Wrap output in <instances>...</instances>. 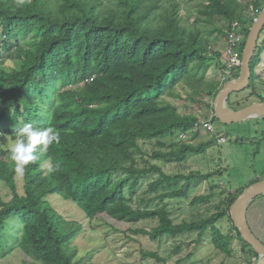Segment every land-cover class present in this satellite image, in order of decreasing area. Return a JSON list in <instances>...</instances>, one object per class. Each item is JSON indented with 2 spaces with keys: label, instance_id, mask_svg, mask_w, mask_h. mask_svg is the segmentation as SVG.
Masks as SVG:
<instances>
[{
  "label": "trees",
  "instance_id": "trees-1",
  "mask_svg": "<svg viewBox=\"0 0 264 264\" xmlns=\"http://www.w3.org/2000/svg\"><path fill=\"white\" fill-rule=\"evenodd\" d=\"M185 1L0 0V123L12 124L2 134L15 141L24 123L60 134V142L38 153L23 176L15 173L9 150H0V183L9 190L7 201L0 196V259L19 250L26 257L22 264H88L93 251L82 253L76 245L85 227L72 213L66 217L67 210L59 213L58 203L114 231L115 223L156 220L151 230L127 231L152 242L197 234L196 244L209 231L222 254L230 256L237 240L247 263L257 260L229 216L244 188H221L213 182L215 174L221 176L217 171L185 175L162 169L182 165L214 143L181 140V134H197L198 118L166 99H182L183 88L215 99L224 82L208 76L209 61L221 72L225 64L213 34L226 37L235 20L246 24L250 6L241 0H188V9ZM262 53L264 42L257 45V66ZM238 76L236 69L229 81ZM259 82L252 73L248 97L256 95L253 85ZM237 102L227 107L246 106ZM207 108L213 113L212 104ZM212 122H218L214 114ZM148 142L156 149L145 159L142 144ZM50 164L58 168L49 172ZM150 176L156 177L149 181ZM194 181L205 182L207 192L191 197ZM211 201L213 213L206 216L201 206ZM174 211L190 219L176 222ZM225 218L227 234L217 227ZM142 255L165 264L155 252Z\"/></svg>",
  "mask_w": 264,
  "mask_h": 264
},
{
  "label": "rangeland",
  "instance_id": "rangeland-1",
  "mask_svg": "<svg viewBox=\"0 0 264 264\" xmlns=\"http://www.w3.org/2000/svg\"><path fill=\"white\" fill-rule=\"evenodd\" d=\"M187 5H188V0ZM182 3V6L186 4ZM254 0H241L243 4H253ZM190 6V5H188ZM249 6V7H250ZM264 7V6H263ZM262 7V9H263ZM191 9V6L188 8ZM249 9V8H248ZM261 11V10H260ZM186 13L182 10L181 14ZM249 25V24H248ZM216 36L215 50L221 54L220 63L224 66L225 58V37L219 34ZM264 42V29L262 30L258 43L262 45ZM10 62L5 63V67L10 66ZM215 60L209 61L208 76L220 79L225 83L223 71L221 72ZM253 75H259L260 82L255 87L256 95L248 97L251 89H246L243 92L232 94L226 101V105H236V102L244 105L252 104L259 101V97L264 98V53H262L260 64L257 66L256 59L253 57L250 64ZM239 69V68H238ZM262 82V83H261ZM252 88V87H250ZM182 99L167 98L166 100L177 106L180 113H191L196 115L198 121L210 120L213 127V133H206L203 130L195 131L197 134L192 137L180 136V139L190 142L193 145L207 143L212 141L214 143L206 144V152L202 155H191L188 160L182 165H162V169L167 174L182 173L188 174L190 172L197 174H207L211 172H221V176L214 175L213 182H218L221 188L228 192L235 188L245 189L251 184L264 180V118L247 121L238 124L225 125L219 122H212L211 111L207 108V104H214V100L205 94L193 95L194 91L190 88L179 89ZM192 96L195 100H202L203 104L198 101L190 100L188 97ZM206 117V118H205ZM10 123H0V150H9L11 144L14 142L9 135H3L2 129L11 128ZM194 132V133H195ZM190 134H193L190 133ZM188 134V135H190ZM223 136L225 141L216 142V138ZM222 138V139H223ZM154 142L142 144L145 152L144 158L147 159L153 150L156 149ZM156 176H150L149 181ZM193 193L191 197L201 195L207 192L208 185L203 181H194L191 183ZM147 184L143 183L142 190H146ZM243 189V190H244ZM9 190L0 183V196L7 201ZM215 202L211 201L207 205L201 206V213L206 216L213 213V205ZM55 208L59 213L64 214V210L69 212L66 217L72 214L75 216L74 220L83 223L85 229L76 240V245L82 250L93 251L92 258L87 260L88 264H162L155 259L148 257L144 260L142 251L155 252L165 261V264H248L241 253L240 244L234 240L231 244L232 254L226 256L216 250L210 242V232L208 231L196 243L198 239L197 234H193L186 238H179L177 240L163 239L161 242H152L147 237L135 236L128 233V230L144 228L151 230L156 226V220H148L140 222L136 225H128L123 223H115L114 229L103 224V221L97 220L89 222L84 219L71 206L64 209V205L54 203ZM257 206L258 213L262 216V228L256 229L248 220V224L252 232L257 238L264 243V195L257 197L251 208ZM72 213V214H71ZM176 222H181L183 219H190L188 213L174 211ZM217 227L227 234L231 228L230 222L227 218L217 223ZM91 228H94L91 229ZM14 234L16 231L13 232ZM10 246L13 248L14 242L10 241ZM180 247L177 252L176 248ZM26 257L19 251L15 250L7 258L0 259V264H22ZM251 264L258 263L257 260H252Z\"/></svg>",
  "mask_w": 264,
  "mask_h": 264
},
{
  "label": "water",
  "instance_id": "water-1",
  "mask_svg": "<svg viewBox=\"0 0 264 264\" xmlns=\"http://www.w3.org/2000/svg\"><path fill=\"white\" fill-rule=\"evenodd\" d=\"M263 29L264 7L249 28L242 51L239 76L225 82L215 97L213 114L221 124H238L264 118V101L254 102L237 110L229 109L226 105V101L232 94L245 91L251 85L252 71L250 64L255 56ZM262 195H264V180L255 182L245 188L229 208V216L234 227L238 230L241 239L257 254L258 263L264 261V243L252 232L247 220V211L250 203Z\"/></svg>",
  "mask_w": 264,
  "mask_h": 264
},
{
  "label": "clouds",
  "instance_id": "clouds-1",
  "mask_svg": "<svg viewBox=\"0 0 264 264\" xmlns=\"http://www.w3.org/2000/svg\"><path fill=\"white\" fill-rule=\"evenodd\" d=\"M59 142L60 134L53 127L34 128L30 123H24L16 129V139L9 148L15 173L23 176L26 166L39 158L38 153H46L50 145ZM56 168L58 165L50 164L48 171H55Z\"/></svg>",
  "mask_w": 264,
  "mask_h": 264
},
{
  "label": "built area",
  "instance_id": "built-area-1",
  "mask_svg": "<svg viewBox=\"0 0 264 264\" xmlns=\"http://www.w3.org/2000/svg\"><path fill=\"white\" fill-rule=\"evenodd\" d=\"M253 2H264V0H254ZM260 13V9L256 7L254 4H252L247 12V22L246 24H242L240 21L235 20L231 22L230 27L227 31L226 37H225V69H223V76L224 81L228 82L230 79H232V73L236 69H238L241 65V57H242V51L245 43V28L248 27L249 22H253L255 18ZM92 81V79H90ZM203 130L206 133H213V127L210 120H200L196 123L194 127V131ZM180 136H185L184 134H181ZM223 136H218L216 138L217 144L218 142L225 141V138Z\"/></svg>",
  "mask_w": 264,
  "mask_h": 264
},
{
  "label": "crops",
  "instance_id": "crops-1",
  "mask_svg": "<svg viewBox=\"0 0 264 264\" xmlns=\"http://www.w3.org/2000/svg\"><path fill=\"white\" fill-rule=\"evenodd\" d=\"M253 202L249 205V208L247 211V219L249 218V221L251 220L250 223L252 224L253 228L260 229V228H262V223H261L262 222V216H261V213H258L259 209H257V206L256 207L254 206L253 208H251V205L253 204Z\"/></svg>",
  "mask_w": 264,
  "mask_h": 264
},
{
  "label": "flooded vegetation",
  "instance_id": "flooded-vegetation-1",
  "mask_svg": "<svg viewBox=\"0 0 264 264\" xmlns=\"http://www.w3.org/2000/svg\"><path fill=\"white\" fill-rule=\"evenodd\" d=\"M243 92V91H242Z\"/></svg>",
  "mask_w": 264,
  "mask_h": 264
}]
</instances>
